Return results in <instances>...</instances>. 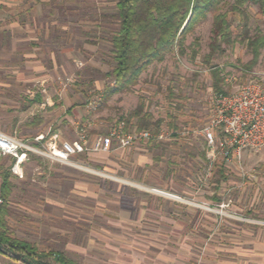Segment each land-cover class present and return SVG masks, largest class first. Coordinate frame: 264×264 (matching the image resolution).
I'll use <instances>...</instances> for the list:
<instances>
[{
  "label": "rangeland",
  "instance_id": "1",
  "mask_svg": "<svg viewBox=\"0 0 264 264\" xmlns=\"http://www.w3.org/2000/svg\"><path fill=\"white\" fill-rule=\"evenodd\" d=\"M1 10H16L19 22L34 26L31 43L19 48L0 40L1 131L24 136L48 130L68 142L84 131L92 147L120 123L123 133L141 131L137 117L129 124L124 118L143 105L160 124L142 131L167 135L98 153V163H89L98 171L91 174L90 189L78 167L32 159L24 178H11L15 187L6 217L11 237L30 243L38 254L52 253L44 259L52 264L58 253L77 264H224L249 256L251 247H264V146L245 149L240 163L211 161L208 155L206 160L200 133L214 113L213 72H220L228 93L264 81V48L254 65L242 43L209 58V16L187 34L184 54L176 46L130 92L105 100L115 65L111 39L119 29L114 1L0 0ZM249 15L251 35L264 36L259 7L251 5ZM229 21L240 34V15L231 12ZM15 49L27 55H15ZM12 163L13 158H1L0 173ZM175 164L188 165L190 179L172 177ZM170 182H188L192 192L178 195L183 200L167 195H176ZM185 200L207 202L210 209ZM0 264L25 263L0 252Z\"/></svg>",
  "mask_w": 264,
  "mask_h": 264
},
{
  "label": "trees",
  "instance_id": "2",
  "mask_svg": "<svg viewBox=\"0 0 264 264\" xmlns=\"http://www.w3.org/2000/svg\"><path fill=\"white\" fill-rule=\"evenodd\" d=\"M115 2L119 20V29L112 36L114 68L109 73L113 83L106 87L103 98L108 99L117 93L130 92L139 82V78L151 65L163 62L179 47L184 54L187 34L195 27L212 17V37L210 57L224 53L229 46L245 44L253 55L254 65L264 48V36L251 35L249 8L258 6L264 15V0H112ZM241 17V33L235 35L229 21L230 13ZM213 89L218 94H227L223 87V77L219 71L213 72ZM137 117L138 129H150L160 124L153 121L144 111L143 105L124 119L129 124ZM123 118V117H122ZM205 154V153H204ZM14 162V159H13ZM11 169H2L0 173V244L10 252L23 255L34 264H52L44 260L52 253H39L33 245L11 237L7 227L8 204L15 187ZM55 264H77L73 259L58 253ZM17 260V259H16Z\"/></svg>",
  "mask_w": 264,
  "mask_h": 264
},
{
  "label": "built area",
  "instance_id": "3",
  "mask_svg": "<svg viewBox=\"0 0 264 264\" xmlns=\"http://www.w3.org/2000/svg\"><path fill=\"white\" fill-rule=\"evenodd\" d=\"M213 105L214 113L200 131L211 161L222 159L227 163H240L245 149L258 150L264 146V81H251L232 93H216ZM123 124L120 123L110 133L100 137L92 147L87 145V134L84 129L80 138L73 142L64 140L58 132L50 136L39 134L22 138L0 130V159L4 157L14 159L11 172L18 178H24L25 164L30 161L31 154L96 174L98 173L96 169L78 163L73 156L84 152L109 153L167 137L164 133L156 134L148 130L123 133L121 131ZM167 195L183 200L178 195ZM185 201L192 203L189 200ZM2 203L0 198V205ZM192 204L210 209L207 202Z\"/></svg>",
  "mask_w": 264,
  "mask_h": 264
},
{
  "label": "crops",
  "instance_id": "4",
  "mask_svg": "<svg viewBox=\"0 0 264 264\" xmlns=\"http://www.w3.org/2000/svg\"><path fill=\"white\" fill-rule=\"evenodd\" d=\"M0 12H1L0 14H2L1 16L4 17V18H0V40H1V42L5 44L6 40L9 39L11 41V43L13 41V44L15 45V47H18V48H19V46H18L19 43L25 44V45L28 43H31L29 41V39L33 38V37H31L32 32H33V28H34L33 24L31 22H19L20 14L16 10L13 12L12 11H4V13L1 10ZM16 49L13 51V52H15V55H21V56H22V54H23V56L27 55L26 53H23L21 51L19 52V50L17 51ZM22 61H26V58H22ZM39 134H44L46 136H49L50 131H48V130L45 132L39 131L35 135H24V136H19V137H22V138L34 137V136L39 135ZM63 139L66 140L65 138H63ZM69 141H72V140H69ZM113 152H116V151H113ZM98 153H100V152L78 153V154L73 156V159L82 165L89 166V167L93 168L89 163H92V164L98 163L97 162ZM201 155L204 157V159H206L207 153H205V154L201 153ZM30 156H31V159H30V161H28L25 164V168L27 165H30L31 160L35 159V158L43 160L45 162L44 164L46 166H50L51 163L54 164L53 162H51L48 159H45V158H42V157H39L36 155H32V154ZM10 158H12V157H10ZM49 168H50V170L56 169V168L53 169L52 167H49ZM106 168H107V170H109V165H107ZM74 169H76V168H74ZM112 169H114V168H112ZM76 170H83L84 171V172L82 171L84 173L83 175L85 177L87 176V178H85V179L88 181L85 185L86 186L85 188L90 189V186L92 183L91 180H93L91 177L92 173H90V172H88L82 168H79ZM49 173L51 174L52 171ZM179 174H181V175L184 174L185 179L188 180V179H190V178H187L188 174H192V173H191L190 167L188 165L178 166L175 164L174 167H172L171 176L173 177L174 175H176V177H177ZM170 183H171L170 188L172 190V192L171 191L170 192L174 193L176 195H180V196L185 195L186 196L189 193V191L192 189V188L188 187V184H187L188 182L185 185L184 184L178 185V184L172 183V182H170ZM172 186L173 187L175 186V188H173ZM154 187L164 190L163 186H154ZM164 191H167V189H165ZM190 192H192V190ZM237 250L239 252H241L240 247H238ZM248 254H249V256H247L245 258H243V256H238V257L233 256L232 261L224 260L225 262H228V263H224V264H244L246 262H250V264H261V262H264V247H259V248L257 246L251 247L249 249ZM234 255H236V253ZM121 261H123V257L121 258ZM111 262L114 264L117 261L111 260Z\"/></svg>",
  "mask_w": 264,
  "mask_h": 264
},
{
  "label": "water",
  "instance_id": "5",
  "mask_svg": "<svg viewBox=\"0 0 264 264\" xmlns=\"http://www.w3.org/2000/svg\"><path fill=\"white\" fill-rule=\"evenodd\" d=\"M0 252L10 256V257H13L25 264H34L32 263L30 260H28L27 258H25L23 255L19 254V253H16V252H10L8 249H6L4 246H2L0 244Z\"/></svg>",
  "mask_w": 264,
  "mask_h": 264
}]
</instances>
